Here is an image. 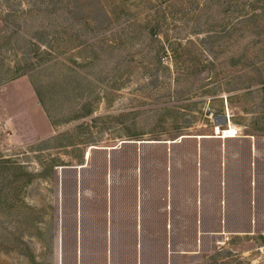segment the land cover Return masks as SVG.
Here are the masks:
<instances>
[{
    "label": "rangeland",
    "instance_id": "1",
    "mask_svg": "<svg viewBox=\"0 0 264 264\" xmlns=\"http://www.w3.org/2000/svg\"><path fill=\"white\" fill-rule=\"evenodd\" d=\"M136 179L148 264H264V0H0V264H73L76 191Z\"/></svg>",
    "mask_w": 264,
    "mask_h": 264
},
{
    "label": "crops",
    "instance_id": "2",
    "mask_svg": "<svg viewBox=\"0 0 264 264\" xmlns=\"http://www.w3.org/2000/svg\"><path fill=\"white\" fill-rule=\"evenodd\" d=\"M134 186L136 195L129 199L104 194L97 203L99 196H94L93 200L86 196L81 207L76 191L71 216L75 217L73 264H148V236L153 233L149 230L148 191L143 189L142 180L136 179ZM159 203V211L164 212V201L159 200ZM160 225L162 227L163 220ZM163 231L160 229V234L164 235ZM164 257L161 249L159 260L164 261Z\"/></svg>",
    "mask_w": 264,
    "mask_h": 264
},
{
    "label": "built area",
    "instance_id": "3",
    "mask_svg": "<svg viewBox=\"0 0 264 264\" xmlns=\"http://www.w3.org/2000/svg\"><path fill=\"white\" fill-rule=\"evenodd\" d=\"M219 136L223 139H234L241 136V131L238 128H233L232 126H228L225 128L220 129Z\"/></svg>",
    "mask_w": 264,
    "mask_h": 264
},
{
    "label": "water",
    "instance_id": "4",
    "mask_svg": "<svg viewBox=\"0 0 264 264\" xmlns=\"http://www.w3.org/2000/svg\"><path fill=\"white\" fill-rule=\"evenodd\" d=\"M228 114L224 115V116H220L219 118H221V122H216V126H224L227 125L229 123V119H228Z\"/></svg>",
    "mask_w": 264,
    "mask_h": 264
},
{
    "label": "bare ground",
    "instance_id": "5",
    "mask_svg": "<svg viewBox=\"0 0 264 264\" xmlns=\"http://www.w3.org/2000/svg\"><path fill=\"white\" fill-rule=\"evenodd\" d=\"M216 131H217L216 134H217L218 136H215V137H216V138H221V139H223L222 137L219 136L220 131H221L220 128H217Z\"/></svg>",
    "mask_w": 264,
    "mask_h": 264
}]
</instances>
